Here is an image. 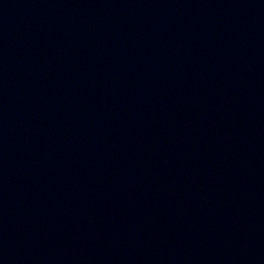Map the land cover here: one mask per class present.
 Listing matches in <instances>:
<instances>
[{
    "label": "water",
    "instance_id": "95a60500",
    "mask_svg": "<svg viewBox=\"0 0 264 264\" xmlns=\"http://www.w3.org/2000/svg\"><path fill=\"white\" fill-rule=\"evenodd\" d=\"M0 264H264V0H0Z\"/></svg>",
    "mask_w": 264,
    "mask_h": 264
}]
</instances>
